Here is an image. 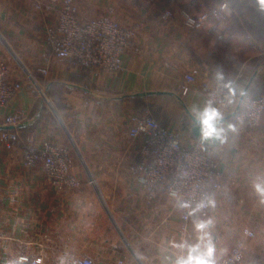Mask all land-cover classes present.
Returning <instances> with one entry per match:
<instances>
[{"label":"crops","instance_id":"crops-1","mask_svg":"<svg viewBox=\"0 0 264 264\" xmlns=\"http://www.w3.org/2000/svg\"><path fill=\"white\" fill-rule=\"evenodd\" d=\"M60 7L63 0H45ZM82 21L109 15L135 27L133 48L124 69L90 74L68 58L53 54L44 19L32 0H0V57L18 95L0 109V120L22 114L12 148L0 129V264H20L21 254H44V264H175L181 248V201L159 194L148 202L132 170L141 160V139L129 134L131 118L151 109L183 145L203 143L226 173L222 190L213 193L206 218L216 247L215 259L246 239V264H264V204L253 184L264 176V118L247 126L230 102L219 108L227 139L203 142L192 116L209 103L197 86L182 90L185 73L200 69L198 82L237 81L241 91L264 95V10L258 0H228L230 18L186 23L221 0H76ZM21 61H19V60ZM29 70V73L27 71ZM44 90L51 102L43 98ZM213 107H216L212 103ZM45 140L72 152L74 184L56 190L43 166L22 163V148ZM78 149L75 151L73 142Z\"/></svg>","mask_w":264,"mask_h":264},{"label":"built area","instance_id":"built-area-1","mask_svg":"<svg viewBox=\"0 0 264 264\" xmlns=\"http://www.w3.org/2000/svg\"><path fill=\"white\" fill-rule=\"evenodd\" d=\"M35 9L42 18L49 13L57 16L56 25L46 22V41L53 54L59 58H68L82 65L90 74L116 73L124 69V55L134 46L135 27L121 24L109 15L82 21L76 0H63L60 7L45 0H32ZM217 17L220 21L230 18L228 0L210 10L201 12L197 17L185 15L186 23L193 25L197 21H207ZM7 61L0 57V109L8 105L22 89L20 81L11 80ZM200 69L192 68L185 73L182 90L187 92L192 86L199 87L217 108L230 102L237 105L239 118L249 127H258L264 118V95L253 96L239 89L237 81L198 82ZM43 98L49 100L45 91ZM22 119L21 113L6 116L0 120L1 137L8 148L14 146L18 138L16 132L7 128L17 127ZM129 134L132 139H141L142 158L132 166L137 181L144 190L148 202L159 194L173 197L190 207L182 212L181 243L192 244L196 238L191 236L190 223L193 217L208 218L214 204L208 205L190 215L192 209L201 201L205 204L213 200V193L222 190V181L226 173L220 168L213 151L203 143L192 147L182 144L178 134L163 125L147 108L131 118ZM22 163L27 167L43 166L49 183L58 191L74 184L72 178V152L60 144L45 140L38 145H26L22 148ZM254 236L250 229L244 230V237L238 239L230 253L216 264H246V239ZM186 255L182 249L180 256ZM216 260V259H215ZM20 264H44V254H21L17 257ZM77 264H92L90 259H79Z\"/></svg>","mask_w":264,"mask_h":264},{"label":"clouds","instance_id":"clouds-1","mask_svg":"<svg viewBox=\"0 0 264 264\" xmlns=\"http://www.w3.org/2000/svg\"><path fill=\"white\" fill-rule=\"evenodd\" d=\"M258 3L261 10H264V0H258ZM223 118L224 113L219 108L213 107L212 102L209 101L205 108L198 112L201 138L204 140L216 139L224 142L227 139L226 131H235V129L231 124L226 129L222 125ZM253 187L259 197L260 203L264 204V176L257 177ZM211 204H214V201L211 199L208 200L207 204L201 201L192 209L190 215H195L197 211ZM182 207H190V205L184 203ZM210 224L211 221H194V228L198 233L195 243L188 244L184 242L179 245L173 243V247L186 249V255L177 257L175 264H216V247L211 233L208 231Z\"/></svg>","mask_w":264,"mask_h":264},{"label":"water","instance_id":"water-1","mask_svg":"<svg viewBox=\"0 0 264 264\" xmlns=\"http://www.w3.org/2000/svg\"><path fill=\"white\" fill-rule=\"evenodd\" d=\"M192 119L194 121V123L196 124V126L194 127V131L197 135H201V129H200V124H199V120L198 118L192 116ZM203 142H208L210 140H204V139H201ZM214 142H218L219 140H216V139H213Z\"/></svg>","mask_w":264,"mask_h":264},{"label":"rangeland","instance_id":"rangeland-1","mask_svg":"<svg viewBox=\"0 0 264 264\" xmlns=\"http://www.w3.org/2000/svg\"><path fill=\"white\" fill-rule=\"evenodd\" d=\"M0 38H2V35H1V32H0ZM19 60V59H18ZM20 61V60H19ZM21 62V61H20ZM27 71H28V73H29V70L27 69ZM46 103L49 105V107H51L52 105H50V101L48 100H46ZM53 107V106H52ZM51 107V108H52ZM73 142V141H72ZM73 144V148H74V150L76 151L77 149H78V147H77V145H76V143H75V141L72 143ZM254 237V236H253ZM252 238V237H251ZM245 263H247L246 261H245Z\"/></svg>","mask_w":264,"mask_h":264}]
</instances>
